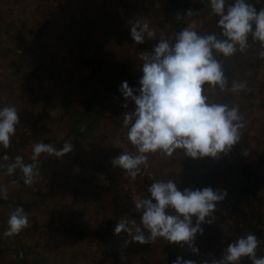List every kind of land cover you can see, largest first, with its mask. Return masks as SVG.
<instances>
[{
	"label": "crops",
	"instance_id": "crops-1",
	"mask_svg": "<svg viewBox=\"0 0 264 264\" xmlns=\"http://www.w3.org/2000/svg\"><path fill=\"white\" fill-rule=\"evenodd\" d=\"M57 1V7L50 9L51 3L44 1L38 7V0H0V13L17 9L22 14L42 16L34 22L27 17L28 29L34 35L26 40L17 36L14 44L50 47L71 40L81 47L92 37L103 35L113 46L103 56L92 50L88 59H84L89 62L87 67L68 74H55L51 69L50 62L59 57L53 55L47 59L49 65L42 69L40 81L32 76L12 91L11 100L21 121L11 144L18 137L26 138L8 156H22L20 152L26 145L27 152L22 157L31 162L35 142L53 143L58 150L70 142L73 149L61 157L42 155L33 185L23 183L19 169L8 175L4 165L8 163L2 162L6 153H0V185L7 187V199L0 194V264H172L178 256L202 264L204 260L219 259L229 243L264 226V57L261 56L264 45L249 33L248 46L243 51L238 44L232 56L214 49L213 56L222 64L227 84L223 89L207 83L203 86L208 103L239 108V123L243 127L239 129L238 143L215 158L188 157L183 149H176L171 156L161 152L148 154L149 167H142L137 176L143 198L150 195L147 189L157 179H172L180 190L212 187L226 191L225 198L217 202L214 219L206 217L212 223H203V235L197 233L205 243L204 248L195 245L199 252L194 253L189 246L144 245L131 242V237L125 240L124 232L114 234L118 220L130 219V203L123 193L104 185L105 178H120V168L111 162L119 156L120 148L116 119L135 107L134 102L124 99L119 88L123 81L130 87H140L143 73L139 53L151 51L161 36L174 43L175 34L187 27L200 35L215 33L217 38L225 39L217 26L219 17L212 13L209 0H111L106 14L110 16L103 19L101 7L106 0H92L96 8L89 9L91 15L83 21H77L76 10H71L66 0ZM247 2L257 11L264 9V0ZM232 3L234 0H225L226 7ZM189 8L197 14L185 15ZM73 14L72 23L69 19ZM136 20H147L156 31V39L146 38L144 44H136L130 36L131 24ZM71 27L73 38H65L64 32ZM52 29L56 30L54 35L63 32V36L48 35ZM16 30L23 35L19 26ZM79 59L81 65L83 60ZM260 67H263L262 81L254 92L251 86ZM82 82L86 89L90 88L84 95L90 100L89 114L79 104L85 97H72ZM234 84L244 87L234 91ZM110 93L122 98L127 108L122 107L116 114V107L107 101ZM24 127L26 134L22 131ZM17 207H23L29 214V226L18 235L5 237L9 216ZM256 256L264 257V242L259 243ZM240 264L252 261L242 258Z\"/></svg>",
	"mask_w": 264,
	"mask_h": 264
},
{
	"label": "clouds",
	"instance_id": "clouds-1",
	"mask_svg": "<svg viewBox=\"0 0 264 264\" xmlns=\"http://www.w3.org/2000/svg\"><path fill=\"white\" fill-rule=\"evenodd\" d=\"M209 4L212 13L219 17L217 26L225 39L217 38L215 33L200 35L187 27L175 34L174 43L161 36L151 51L139 53L143 73L140 87H130L127 81L120 85L124 99L135 105L133 110L123 114V125L127 127V139L135 146L136 154L124 151L111 162L133 180L142 167H149L148 154L161 152L171 156L176 149H183L188 157L215 158L240 140L239 129L243 124L239 123V108L208 103L203 86L207 83L223 89L227 84L222 64L213 56L214 49L224 56H232L238 44L243 51L248 46L249 33L264 45V9L257 11L247 0H234L227 7L225 0H209ZM196 14L189 8L185 15ZM176 18L179 19L180 14ZM130 36L136 44L142 45L146 38L156 39V31L150 28L147 20H136L131 24ZM261 56L264 57V52ZM243 87V84H234L233 90ZM20 121L15 105L0 108V146L4 149L11 146ZM72 149L70 142H65L59 150L53 143L37 142L32 145L31 162H25L24 157L18 155L6 165L7 173L14 175L19 169L23 173V183L33 185L39 175L42 155L61 157ZM9 159L7 154L3 156V160ZM147 191L148 197L134 201L136 210L141 213L139 223L135 219H120L114 234L124 232L131 237V242L140 244L153 243L157 238L169 243L183 242L198 253L196 235H203V223H212L211 219L206 221V217L214 219L217 202L225 198L226 191L212 187L180 190L172 179H157ZM0 194L7 199L5 185H0ZM7 223L9 227L3 235H18L29 226V214L23 207H17ZM259 243L254 233H248L229 243L219 259L204 260L202 264H240L242 258L250 259L252 264H264V257L256 256ZM172 264L197 262L178 256Z\"/></svg>",
	"mask_w": 264,
	"mask_h": 264
},
{
	"label": "rangeland",
	"instance_id": "rangeland-1",
	"mask_svg": "<svg viewBox=\"0 0 264 264\" xmlns=\"http://www.w3.org/2000/svg\"><path fill=\"white\" fill-rule=\"evenodd\" d=\"M42 1H44V3H51L50 9H52V7H57L58 4L57 0H38V4L36 5L38 7H41L42 4L39 5V3H42ZM66 1L71 10H76L77 21H83L86 17L91 15L90 10L92 8H96L93 7L95 4L92 2V0ZM110 1L111 0H106L104 6L101 7L103 8V15H101L103 19H107L110 16L106 15L107 13H109V9L111 8V3H109ZM8 3H10V1ZM27 17L32 22H34V19L37 17L42 18L41 15H37L36 13H19L17 9H15V11L13 10V12L12 10H9L7 13H0V108L5 105H14V101L11 100V95L12 91H15L17 86V88H20L19 85L26 83L29 79L32 78V76L38 77L37 80L40 81L39 77L42 74V69L44 68V66L49 65L47 64V59H50L53 55H59L60 58L58 57L55 61L50 62L51 69L56 71L55 74H68L72 70H82V68L85 69L87 67L86 65L89 64V62L85 60L88 59V55L91 54L92 50L96 49V51L99 52V55L103 56L107 53L108 50L112 49L113 46L103 35L92 37V39H94L93 41L92 39L88 40L85 45L81 47H76L75 45H73L71 43V40H62L61 44H58L59 46L57 45L50 47L42 45L31 46V44H26L25 42L20 43V45H16L14 43L17 42V36H21L22 39L26 40L32 38V36L34 35L32 34L33 30L28 29L26 20ZM50 17H53L51 13ZM71 17L72 18L69 19L70 22L75 19L74 14ZM24 25L25 27H27V30H23ZM17 26L21 28V31H19L23 35L16 33V31H18L16 30ZM71 28L67 29L64 32L65 38L68 36L73 38L72 34L74 33V28ZM54 33L56 34V30L53 29L47 32L48 35L52 34L53 37H58V35L63 36V32H59L57 35H54ZM83 33L84 32L82 31V34ZM65 53H68L71 61H73V64L70 68L63 66ZM78 57L80 58L79 62L83 60L82 63H80L81 65L78 64ZM85 75L88 76V73L86 72ZM86 79L87 78H85L84 81H86ZM86 84L82 82L81 86L79 87V90L81 91L77 90V94L72 93V97H85L84 95L87 94V92L85 93V91L90 89H86ZM26 152L27 146L25 145L22 152L20 153L23 156V154H25ZM16 156L15 154L14 158L9 156V160H2V162L10 164L14 161Z\"/></svg>",
	"mask_w": 264,
	"mask_h": 264
},
{
	"label": "built area",
	"instance_id": "built-area-1",
	"mask_svg": "<svg viewBox=\"0 0 264 264\" xmlns=\"http://www.w3.org/2000/svg\"><path fill=\"white\" fill-rule=\"evenodd\" d=\"M72 64H73V61H71V58L69 57L68 53H65L63 66L70 68ZM262 76H263V67H260L258 71L256 72L255 80L252 83V86H251L252 91L256 92L258 90L259 85L262 81ZM107 101L116 107L117 113H119L123 105L126 104L122 98L117 97L116 95L112 93L107 95ZM117 137H119V141H120L119 155L124 151H128L130 154H136L135 146L131 145L127 139V127L123 125V118L121 116L119 117V120L117 123ZM222 154L223 153H220L219 155H222ZM119 175H120L119 179H110L109 177L105 178L104 185L108 186L112 191L123 193L127 197L130 203V219L137 220L138 217L141 215V213L136 210L134 201H136L137 199L143 198V195L137 183V177L135 180H133L122 169H120ZM124 237H125V240L129 238V236L126 233H124ZM166 243L172 244V245L183 246V247L188 246L186 244H183V242L179 244L169 243L167 240L163 238H157L155 242L150 243V244H158V245L163 244L164 245ZM144 245H147V244H144ZM195 245H198L200 248H204L205 243L203 240L199 239L198 236L196 235Z\"/></svg>",
	"mask_w": 264,
	"mask_h": 264
},
{
	"label": "trees",
	"instance_id": "trees-1",
	"mask_svg": "<svg viewBox=\"0 0 264 264\" xmlns=\"http://www.w3.org/2000/svg\"><path fill=\"white\" fill-rule=\"evenodd\" d=\"M4 52V51H3ZM115 95V94H114ZM79 104L80 106L82 107V109L84 110V112H86V114L90 113V110H91V105H90V100H89V97H85V98H82L80 101H79ZM114 112V111H113ZM115 113L118 114L115 110ZM116 114H114L116 116ZM116 119V118H115ZM118 120L119 118L117 117L116 119V123H118ZM43 127L40 126V128L38 129L39 131H41ZM25 134L27 133V128L24 127V129L22 130ZM25 138L26 137H18L17 141L15 144H11V146L8 148V149H4L2 146L0 147V153H6L7 155H11V153L14 151V148L17 146V145H23V141H25ZM27 162V161H25ZM4 165H7V164H4ZM253 233L257 236V238L259 239L260 242H264V226H258L256 229H253ZM165 246L167 245H172V244H164Z\"/></svg>",
	"mask_w": 264,
	"mask_h": 264
}]
</instances>
